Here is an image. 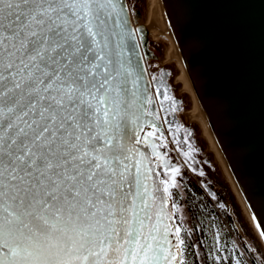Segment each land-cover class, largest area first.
<instances>
[{
    "label": "snow or ice",
    "instance_id": "obj_1",
    "mask_svg": "<svg viewBox=\"0 0 264 264\" xmlns=\"http://www.w3.org/2000/svg\"><path fill=\"white\" fill-rule=\"evenodd\" d=\"M124 11L0 0V264H186Z\"/></svg>",
    "mask_w": 264,
    "mask_h": 264
},
{
    "label": "water",
    "instance_id": "obj_2",
    "mask_svg": "<svg viewBox=\"0 0 264 264\" xmlns=\"http://www.w3.org/2000/svg\"><path fill=\"white\" fill-rule=\"evenodd\" d=\"M161 2L213 137L262 232L264 0ZM121 3L125 9L122 18L127 20L121 37L125 47L124 59L131 61L139 76L140 92L150 98L152 84L145 64L147 53L144 48L148 28L145 24L135 25L125 0ZM145 107L148 109V104ZM146 119L155 122L162 130L153 118L148 116ZM145 150L151 155L149 149ZM156 170L164 178L162 166ZM173 202L177 205L174 197ZM173 223L179 226L177 209Z\"/></svg>",
    "mask_w": 264,
    "mask_h": 264
},
{
    "label": "flooded vegetation",
    "instance_id": "obj_3",
    "mask_svg": "<svg viewBox=\"0 0 264 264\" xmlns=\"http://www.w3.org/2000/svg\"><path fill=\"white\" fill-rule=\"evenodd\" d=\"M151 84L148 110L155 113L150 117L163 131L157 126L150 139L161 145L158 150L171 167L180 169L177 186L170 190L178 206L186 264H235L237 259L241 264H258L260 236L257 231L258 237L253 236L248 214L222 162L200 126L185 120L183 107L164 99L163 84ZM149 131L148 124L142 135ZM161 134L163 139H157Z\"/></svg>",
    "mask_w": 264,
    "mask_h": 264
},
{
    "label": "rangeland",
    "instance_id": "obj_4",
    "mask_svg": "<svg viewBox=\"0 0 264 264\" xmlns=\"http://www.w3.org/2000/svg\"><path fill=\"white\" fill-rule=\"evenodd\" d=\"M127 7L130 11L133 23L146 24L150 30V35H148L144 48L146 50L145 64L150 77L151 82L158 81L162 83V91L165 92L170 98V101L174 104H179V107L184 110V115L191 119L185 117L188 124H193L202 130L203 136L207 140L210 148L212 147L202 125L198 121V117L195 115V106L192 95L185 86L183 77L181 76V70L173 58H170L171 44L168 40L166 34H157L156 25L152 23V13L155 6V0H125ZM153 25H152V24ZM158 87L154 88V98L156 99ZM198 120H197V119ZM195 120V121H192ZM212 149V148H211ZM213 151V149H212ZM214 152V151H213ZM216 157L221 163L220 158L214 152ZM247 219V218H246ZM248 221V220H247ZM250 224V223H249ZM251 229H253V236L258 237L253 226L250 224ZM255 233V234H254ZM259 259L258 264H264V245L259 237Z\"/></svg>",
    "mask_w": 264,
    "mask_h": 264
},
{
    "label": "bare ground",
    "instance_id": "obj_5",
    "mask_svg": "<svg viewBox=\"0 0 264 264\" xmlns=\"http://www.w3.org/2000/svg\"><path fill=\"white\" fill-rule=\"evenodd\" d=\"M152 23L154 25H156V27H157L156 28L157 34L161 35V34L165 33L166 34L165 36L168 37V40L170 41V44H171V50L169 52L170 53L169 56H171L170 58H173L176 61V63L178 64V66H179V68L181 70V74H182L181 76L183 77L185 86L187 87V89L189 90L190 94L192 95V98H193V101H194L195 110H196L195 111L196 112L195 115L198 117L199 120L197 118L196 119L202 125V128L204 129V132L206 133V136L209 139V142H210L212 148L214 149V151L216 152V154L220 158V160H221V162H222V164H223V166H224V168H225V170H226V172L228 174L229 179L231 180V182L234 185L236 193L239 195V197H240V199H241V201H242V203L244 205V208L246 210V213L248 214V217L250 219L251 224L253 225L255 231L258 232V234H259V236L261 238V241H262V243L264 245V236L260 235L261 230L257 227V224H256L253 216L251 215L250 211L248 210V208H247V206H246V204H245V202H244V200H243V198H242V196H241V194H240V192H239V190H238V188H237V186H236V184L234 182V179H233V177H232V175H231V173H230V171H229V169H228V167H227V165H226V163H225V161H224V159L222 157V154H221V152H220V150H219V148L217 146V143H216V141H215V139L213 137L212 131H211L210 127H209V124H208V122L206 120V117H205V115L203 113V110H202V108L200 106L198 98H197V96L195 94V91H194V88L192 86V83H191V80L189 78V75L187 73V70H186V68L184 66L181 54H180V52L178 50V47H177V45L175 43V40H174V37H173V34H172V31H171V28H170V25H169L167 16L165 14V10H164V7H163V4H162L161 0H155V6H154L153 13H152ZM146 27L148 28V25H146ZM148 32H149L148 35H150L149 28H148Z\"/></svg>",
    "mask_w": 264,
    "mask_h": 264
}]
</instances>
